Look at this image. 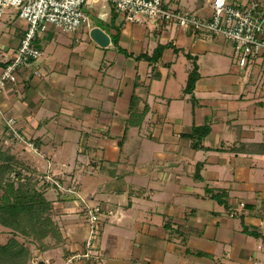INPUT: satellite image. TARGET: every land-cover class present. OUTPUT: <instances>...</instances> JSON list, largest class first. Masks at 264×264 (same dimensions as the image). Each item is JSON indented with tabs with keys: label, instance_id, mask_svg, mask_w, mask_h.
I'll use <instances>...</instances> for the list:
<instances>
[{
	"label": "crops",
	"instance_id": "crops-1",
	"mask_svg": "<svg viewBox=\"0 0 264 264\" xmlns=\"http://www.w3.org/2000/svg\"><path fill=\"white\" fill-rule=\"evenodd\" d=\"M212 1L162 3L209 15ZM226 1L264 8V0ZM86 12L89 25L76 32L50 27L37 37L41 56L0 97L4 146L10 118L41 151L28 153L32 172L65 188L77 181L76 193L45 192L60 238L33 248L28 264H264L259 66L241 68L220 35L127 22L109 2ZM25 28L17 9L1 17L0 73ZM201 126L209 132L195 146ZM85 201L105 219L94 258L69 262L87 250Z\"/></svg>",
	"mask_w": 264,
	"mask_h": 264
},
{
	"label": "built area",
	"instance_id": "built-area-1",
	"mask_svg": "<svg viewBox=\"0 0 264 264\" xmlns=\"http://www.w3.org/2000/svg\"><path fill=\"white\" fill-rule=\"evenodd\" d=\"M109 2L123 20L131 23L153 24L156 27L176 25L192 32L206 31L224 37L231 45L233 56L243 69L259 66L264 75V8L260 10L258 1H252L242 8L229 4L226 0H213L209 15L187 9L166 8L162 0H0V19L8 9H17L19 17L26 22V28L19 45L5 68L0 73V97L9 86L16 83L21 70L32 66L41 56L36 46L37 37L54 27L62 33L76 32L81 26L89 25L86 10L91 4ZM2 111L0 103V113ZM10 135L23 143L30 152L40 154L35 142L28 139L8 119ZM58 189L76 193L77 184L62 187L61 181L50 174L41 176ZM83 210L90 226L86 240V251L69 260L94 258L93 249L105 219L101 206L84 202ZM109 216L116 215L108 211Z\"/></svg>",
	"mask_w": 264,
	"mask_h": 264
},
{
	"label": "trees",
	"instance_id": "trees-1",
	"mask_svg": "<svg viewBox=\"0 0 264 264\" xmlns=\"http://www.w3.org/2000/svg\"><path fill=\"white\" fill-rule=\"evenodd\" d=\"M195 77L193 70L187 92L194 88ZM208 132L207 126L195 127L190 137L195 140L194 145ZM23 168L11 149L0 145V225L11 235L6 243L0 244V264H28L32 252L26 242L44 249L47 238H60V230L52 218V202L46 199L44 190L37 188L38 175L32 171L26 174ZM13 173L14 179H10ZM53 186L48 183L47 187Z\"/></svg>",
	"mask_w": 264,
	"mask_h": 264
},
{
	"label": "rangeland",
	"instance_id": "rangeland-1",
	"mask_svg": "<svg viewBox=\"0 0 264 264\" xmlns=\"http://www.w3.org/2000/svg\"><path fill=\"white\" fill-rule=\"evenodd\" d=\"M97 4H101V2L100 3H93V4H91V5H97ZM88 14V13H87ZM93 17V16H92ZM9 135H10V133H9ZM12 141H9V143H10V146H4V142L5 141H2L1 139H2V136H0V140L2 141H0V143H3V144H0L2 147H4V148H9V149H11V151L12 152H14L15 153V155H18V156H16V159L19 161V162H21L22 164H23V171H24V173H26V174H30V171L32 170L31 168V165H33V162H32V158L30 157V155L29 154H35V155H40V154H38V153H35V152H30L29 150H28V148L23 144V143H21V142H19V141H17V140H15L14 138H13V136L12 135H10V136H8ZM29 153V154H28ZM38 161H40L41 163H42V161H43V159L42 158H38ZM45 165V164H44ZM51 167H52V170H53V174H55V175H57V173L59 174V173H61L60 172V168L58 167V169L55 167V164L52 162V164H51ZM41 170H43V172H47L48 171V168L47 167H42V169ZM46 174H50V173H46ZM46 174H39L38 175V177H37V179H38V186H37V188L38 189H42V190H44V192H46L47 191V189L49 188V187H47L48 186V182L45 180V179H43L41 176H43V175H46ZM51 175V174H50ZM51 176H53V175H51ZM10 179H14V173L12 174V175H10ZM73 183H75V184H77V181L76 180H73L72 181ZM61 184L63 185V183H62V181H61ZM51 185V184H50ZM53 186V185H52ZM62 187H64V185L62 186ZM50 188H55V185L53 186V187H50ZM56 188L58 189V187L56 186ZM83 188H84V183H82V186L81 187H79V193L82 195V194H84V192H83ZM51 193L53 192V190H49ZM46 197V196H45ZM47 199V198H46ZM49 199V198H48ZM47 199V200H48ZM55 216V215H54ZM53 216V214H52V218L54 217ZM54 219V218H53ZM11 237V235H10V233L8 232V230L6 229V228H4V227H2L1 225H0V244H4V243H6L7 241H8V239ZM19 240L21 241V242H24L25 240L23 239V238H19ZM26 244L28 245V247L30 248V250H32L33 248H35V247H37V246H35L34 244H30V243H27L26 242ZM32 252V251H31ZM32 257H33V252H32Z\"/></svg>",
	"mask_w": 264,
	"mask_h": 264
}]
</instances>
